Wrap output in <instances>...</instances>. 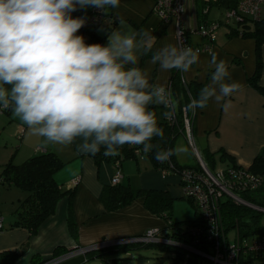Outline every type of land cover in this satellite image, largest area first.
<instances>
[{
    "label": "crops",
    "instance_id": "0c3cea01",
    "mask_svg": "<svg viewBox=\"0 0 264 264\" xmlns=\"http://www.w3.org/2000/svg\"><path fill=\"white\" fill-rule=\"evenodd\" d=\"M227 2L187 0L186 4V34L189 43L194 46L210 44L212 50L210 53L199 52L198 62L188 72L180 73L183 80L205 85L210 83L211 74L215 70V65L210 63L211 54L215 53L217 62L224 60L228 65V82L240 85L239 91L228 98L232 101V107L227 112L215 102H210L207 108L198 109L191 115L197 153L206 164V152L214 154L212 169L217 166L225 167L229 162L219 159L220 151L232 157L239 167L248 168L253 158L264 148V93L249 83L256 66V41L254 38L235 35L232 29L234 26L224 24ZM153 5L154 0H120L119 7L111 8V16L96 33L101 37L106 36L103 44H107L112 32H139L141 29L149 32L155 37L152 51L141 55L137 66L149 73L150 83H159L167 88L173 69L161 70L158 64L150 63V57L166 44L179 46L174 23L163 24L153 13ZM199 13L204 15L206 22L220 23L212 43L194 31ZM260 55L262 67L258 85L264 87V43L261 44ZM8 121L0 129V139L3 138L0 143V173L9 159L20 164L32 156L53 152L65 163L54 174V179L61 191L68 193L58 200L54 213L40 224L36 234L30 236L26 228L11 226L16 220L12 212L26 193L13 186L0 185V264H6L3 260L5 253L22 248L23 252L13 264H31L33 259L44 263L54 258L58 259L54 264L90 263L91 260L87 261L85 254L79 252L81 249L103 241L119 243L121 240L139 237L148 229H158L163 233L166 231L167 223L146 210L142 197L116 210L105 209L100 196L111 185L110 179L115 171L112 162L97 163L95 155L78 153L75 143L70 146L46 144L14 118L12 112ZM185 143L187 144L184 136H179L173 148H182ZM174 157L181 166L197 164L196 156L195 163L182 152L174 154ZM120 170V185H128L133 189L165 191L173 201L186 200L179 176L164 175L154 169L147 159H125L121 162ZM76 179L77 183L72 185V181ZM69 206L77 228L76 237H72L68 227ZM56 248L60 249L59 257L54 256Z\"/></svg>",
    "mask_w": 264,
    "mask_h": 264
},
{
    "label": "clouds",
    "instance_id": "9594fccd",
    "mask_svg": "<svg viewBox=\"0 0 264 264\" xmlns=\"http://www.w3.org/2000/svg\"><path fill=\"white\" fill-rule=\"evenodd\" d=\"M120 0H0V109L50 145L76 144L78 153L118 155L124 145L138 146L145 155L168 161L183 148L160 149L163 138L156 112L150 105L175 108L172 92L150 83L149 73L137 66L140 56L152 51L149 32H112L107 44H88L78 34L83 17L71 14L81 8H118ZM199 60V50L166 44L150 57L163 71L188 72ZM210 83L204 85L187 110L205 109L215 102L225 112L239 91L228 82V65L217 62ZM165 118L171 112L163 113ZM77 141H79L77 143Z\"/></svg>",
    "mask_w": 264,
    "mask_h": 264
},
{
    "label": "trees",
    "instance_id": "16d2710c",
    "mask_svg": "<svg viewBox=\"0 0 264 264\" xmlns=\"http://www.w3.org/2000/svg\"><path fill=\"white\" fill-rule=\"evenodd\" d=\"M198 1V0H196ZM227 9L235 6V0H227ZM204 3H202L203 5ZM93 7L81 8L77 6V10L71 15L75 17L87 18L91 15ZM104 16L109 18L111 16V8L106 12ZM197 18V26L202 24H208L212 22H206L204 15L199 13ZM116 21L113 22V26ZM216 22V21H214ZM112 29V28H110ZM235 35L241 37L254 38L256 41V66L253 76L249 79L250 85L258 89L261 93H264V87L258 85L260 77L262 61L260 55L261 44L264 43V18L261 17L259 21L245 20L239 23L236 27L232 28ZM79 34V33H78ZM88 44L100 43L103 44L106 36H99L95 31L88 32ZM205 84L197 82H186L183 80L180 72L177 69H173L170 77L169 87L172 92V101L175 104L173 109L175 113V122L170 123L167 118L164 117V112H170L164 105H150V110L156 112L159 125L164 130V137H155L152 140L153 144H159L160 149H171L174 146L175 140L179 136H183V119L182 108L186 109V105L192 98L198 96L199 90ZM198 109L195 110V112ZM187 115L191 116L193 111L187 110ZM2 113L10 116V109H3ZM158 149H153L152 152L145 155L142 150H138V146L127 145L124 148H120L118 155L105 156L104 147L102 146L100 151L95 154V160L97 163L102 161H110L113 164L115 162H121L125 159L143 158L147 159L151 166L159 171H166L168 174L179 175L182 170H195L198 168V162L195 166H181L175 161L174 155L166 162L160 163L154 158V153ZM220 160H228V164L225 167L242 169L250 173H253L262 179H264V148L253 158L251 165L248 168L239 167L234 163L232 157L224 152H219ZM204 160L207 162L206 166L212 169L214 163V154L208 151L205 154ZM64 162L53 152H47L32 156L20 164L13 162V159H9L2 167L0 173V185L5 187H16L26 193L24 199L20 200L14 211L13 215L16 216V220L12 223V227L21 226L29 231L30 236L36 234L40 224L50 215L54 213L56 203L60 198L66 195L67 191H61L58 184L54 179V174L59 171ZM239 196L246 202L264 208V180L255 189H249L246 191H240ZM142 197L144 199V207L150 213L162 218L167 223V229L165 231L166 236L176 240L180 243L194 244L196 238L190 233V229L199 227L204 231V224L200 212L196 205L189 199H185L194 206V216L192 220L176 222L172 219V205L173 200L169 194L165 191L157 190H141L133 189L128 185H110L105 188L100 196V201L106 210L112 211L122 208L130 204L133 200ZM251 209L243 205H236L229 199H223L220 204V216H221V229L223 235L226 237L228 233L237 231L242 237H259L264 238V226L261 225V212ZM185 224L182 226L181 224ZM68 227L72 237H76L77 228L73 219V213L71 207H68ZM161 246L162 248L175 247V258L173 264H181L185 259L186 252L178 246L164 245V244H143V243H130L112 245L100 250L88 251L85 253L86 260L98 259L108 256V254H116L117 252L129 251L131 248L137 247H149V246ZM22 250L15 252H7L4 254V262L6 264H13V261L23 252ZM59 248L54 251V256L59 257ZM127 253V252H126ZM195 258L190 256L187 264H192ZM31 264H42L35 259ZM264 264V263H261Z\"/></svg>",
    "mask_w": 264,
    "mask_h": 264
},
{
    "label": "built area",
    "instance_id": "2783aa9c",
    "mask_svg": "<svg viewBox=\"0 0 264 264\" xmlns=\"http://www.w3.org/2000/svg\"><path fill=\"white\" fill-rule=\"evenodd\" d=\"M235 6L225 11V25L236 27L245 20L259 21L264 13V0H235ZM186 4L187 0H154L153 13L159 17L163 24L173 22L179 47H191L199 52L210 53L212 46H194L188 41L186 34ZM104 10L93 8L92 13L87 17L84 27L79 31L88 43L89 31H95L106 21ZM220 27L219 22H212L195 26L194 31L214 42L216 32ZM180 73L182 71L178 70ZM167 89H170L168 86ZM172 115L167 118L170 123L175 122V113L171 106L166 107ZM3 109H0V114ZM183 136L196 156L198 168L195 170H182L178 175L186 199L191 200L197 207L203 220L204 231L195 227L190 229V233L195 239L194 244L177 242L166 236V233L158 229H148L139 237H133L118 241L121 244L143 243V244H164L178 246L186 252L185 259L181 264H187L190 256L195 258L192 264H261L264 263V238L253 236L242 237L237 231L228 233L225 237L221 229L220 204L223 199H229L236 205H243L264 213V208L255 206L243 200L239 196L240 191L257 188L262 180L261 177L246 170L235 168H218L211 170L203 163L197 153L192 130V116H188L186 109L182 108ZM115 171L110 179L111 185H117L122 178L119 162L114 164ZM168 175L166 171H161ZM78 179L72 181V185ZM2 219L0 218V229ZM113 242H100L79 252L85 254L88 251L100 250ZM58 259H51L42 264H54Z\"/></svg>",
    "mask_w": 264,
    "mask_h": 264
},
{
    "label": "rangeland",
    "instance_id": "374dc122",
    "mask_svg": "<svg viewBox=\"0 0 264 264\" xmlns=\"http://www.w3.org/2000/svg\"><path fill=\"white\" fill-rule=\"evenodd\" d=\"M225 21V19H224ZM8 115L1 113L0 114V129L2 126L6 125L9 121ZM3 135V134H2ZM1 137V136H0ZM0 139V143L2 142ZM2 146L0 145V149ZM184 151L182 154L185 155L191 162L195 163V154L192 152L190 147L185 143L182 147ZM1 151V150H0ZM16 163L17 161H14ZM21 163V162H20ZM221 168L217 166L214 169L216 170ZM223 168V167H222ZM255 213H258L255 211ZM261 214V225L264 226V213ZM194 216V207L186 200L173 201L172 205V217L173 220L177 222L189 221L192 220ZM185 226V224H181ZM121 243L115 244L120 245ZM125 244V243H124ZM175 247L162 248L161 246H149V247H137L131 248L129 251L117 252L116 254H108L103 258L92 259L90 263L84 264H173L175 258ZM127 252V253H126Z\"/></svg>",
    "mask_w": 264,
    "mask_h": 264
}]
</instances>
